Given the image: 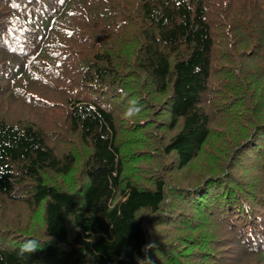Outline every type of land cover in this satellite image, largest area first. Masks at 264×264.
Wrapping results in <instances>:
<instances>
[{
  "label": "trees",
  "instance_id": "16d2710c",
  "mask_svg": "<svg viewBox=\"0 0 264 264\" xmlns=\"http://www.w3.org/2000/svg\"><path fill=\"white\" fill-rule=\"evenodd\" d=\"M0 264H264V0H0Z\"/></svg>",
  "mask_w": 264,
  "mask_h": 264
},
{
  "label": "clouds",
  "instance_id": "9594fccd",
  "mask_svg": "<svg viewBox=\"0 0 264 264\" xmlns=\"http://www.w3.org/2000/svg\"><path fill=\"white\" fill-rule=\"evenodd\" d=\"M42 244L43 242L35 238L26 239L18 249L17 256L20 258L30 257L37 251L41 250Z\"/></svg>",
  "mask_w": 264,
  "mask_h": 264
}]
</instances>
